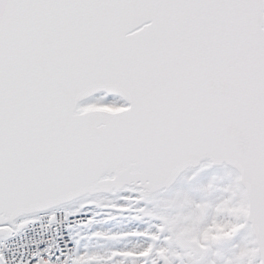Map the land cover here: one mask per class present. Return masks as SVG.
<instances>
[{
	"label": "snow or ice",
	"instance_id": "obj_1",
	"mask_svg": "<svg viewBox=\"0 0 264 264\" xmlns=\"http://www.w3.org/2000/svg\"><path fill=\"white\" fill-rule=\"evenodd\" d=\"M217 165L243 240L193 252L169 223L163 264H264V0H0V264H156L146 229H93Z\"/></svg>",
	"mask_w": 264,
	"mask_h": 264
},
{
	"label": "rangeland",
	"instance_id": "obj_2",
	"mask_svg": "<svg viewBox=\"0 0 264 264\" xmlns=\"http://www.w3.org/2000/svg\"><path fill=\"white\" fill-rule=\"evenodd\" d=\"M197 172H199L198 175L196 174ZM226 172L227 169L218 170L212 167L205 168L203 171L195 170L187 174L172 192L174 199L179 195L180 203L184 200H190L197 204L213 206L211 208L204 207L201 210L199 218L193 222L194 228L190 229L187 226L193 238L197 237L200 252L211 248L214 252L224 254L232 246L229 243H225V241L232 240L235 237L233 243L239 244L238 237L244 234L241 233L244 225L240 223V220L245 216L246 210L225 208L218 215L214 211V206L220 203L219 197L224 195L219 189L225 187L229 182L226 178ZM210 185H214V187L209 188ZM205 189H208V191H205ZM178 207L179 204L177 205ZM178 213L181 212L178 210ZM189 213L190 209L189 212L184 213V216L188 217ZM229 225L231 226L229 227ZM233 228L236 229L235 233L231 237L227 236V233L232 232ZM207 234L210 236L209 243H207L206 239L201 242L200 237Z\"/></svg>",
	"mask_w": 264,
	"mask_h": 264
},
{
	"label": "flooded vegetation",
	"instance_id": "obj_3",
	"mask_svg": "<svg viewBox=\"0 0 264 264\" xmlns=\"http://www.w3.org/2000/svg\"><path fill=\"white\" fill-rule=\"evenodd\" d=\"M176 187L177 185L168 192L156 196V201L151 205H147V207L152 213L151 216L147 214L139 216L134 213H129L126 215L120 214L117 218L113 219L110 224H98L93 230L111 231L119 233L122 231H131L132 229H146L147 231H145L143 234H151L152 242L149 243L148 246L144 248L142 252L139 253V257L144 259L155 258L156 264H163V260L159 258V256L153 257V252L158 247L161 250H167V253L169 254L172 251H175L177 252L178 257L184 255L183 249L179 247L170 248L168 244V239H166L171 236V234L168 232V224L174 223L177 233L181 236V239L190 246V250L193 252H200L197 237L193 238L192 234L187 229V226L190 229L194 228L193 222L186 221V217L184 216V213L186 214L187 212H189V209L184 208L181 211L179 207L177 208V205L168 206L167 204L168 201L174 200L172 192ZM178 210L181 213H178ZM140 211L143 212V209H141ZM230 226L231 225H229V227ZM241 236L242 235L238 237L239 243H241V241L243 240ZM209 238V234L202 235L200 237V240L201 242H203V239H206L207 243H209ZM90 243L96 251L103 252L105 254H107V251L111 248L125 246V242L119 239L94 240ZM128 246L131 245L129 244ZM129 255L132 254H125L126 257ZM177 264H179V259L177 260Z\"/></svg>",
	"mask_w": 264,
	"mask_h": 264
},
{
	"label": "water",
	"instance_id": "obj_4",
	"mask_svg": "<svg viewBox=\"0 0 264 264\" xmlns=\"http://www.w3.org/2000/svg\"><path fill=\"white\" fill-rule=\"evenodd\" d=\"M213 168H219L218 170H224V169H225V168H223V166H219V165H217V166H213ZM194 170H197V169H190V170H188V171H186V172L181 173L179 176H177V178L174 180V182H173L172 184H170V185H168L167 187L161 189L157 195L162 194V193H164V192H167V191L171 190L175 185L178 186L179 183L181 182V180H182L187 174L191 173V171L193 172ZM181 178H182V179H181ZM177 183H178V184H177ZM176 188H177V187H176ZM246 214H247V213H246Z\"/></svg>",
	"mask_w": 264,
	"mask_h": 264
},
{
	"label": "clouds",
	"instance_id": "obj_5",
	"mask_svg": "<svg viewBox=\"0 0 264 264\" xmlns=\"http://www.w3.org/2000/svg\"><path fill=\"white\" fill-rule=\"evenodd\" d=\"M235 231H236V229H235V228H233V229H232V232H230V233H227V235H228L229 237H231V236L233 235V233H235Z\"/></svg>",
	"mask_w": 264,
	"mask_h": 264
},
{
	"label": "bare ground",
	"instance_id": "obj_6",
	"mask_svg": "<svg viewBox=\"0 0 264 264\" xmlns=\"http://www.w3.org/2000/svg\"><path fill=\"white\" fill-rule=\"evenodd\" d=\"M243 236H244V234H242V236H241V237L243 238Z\"/></svg>",
	"mask_w": 264,
	"mask_h": 264
}]
</instances>
